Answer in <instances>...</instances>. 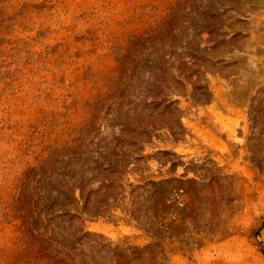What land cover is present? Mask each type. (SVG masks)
Segmentation results:
<instances>
[{"label":"rangeland","instance_id":"1","mask_svg":"<svg viewBox=\"0 0 264 264\" xmlns=\"http://www.w3.org/2000/svg\"><path fill=\"white\" fill-rule=\"evenodd\" d=\"M0 264H264V0H0Z\"/></svg>","mask_w":264,"mask_h":264}]
</instances>
